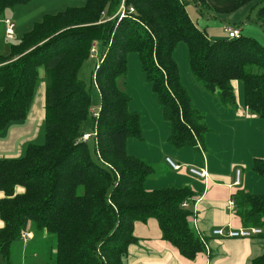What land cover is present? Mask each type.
<instances>
[{"label": "trees", "instance_id": "obj_1", "mask_svg": "<svg viewBox=\"0 0 264 264\" xmlns=\"http://www.w3.org/2000/svg\"><path fill=\"white\" fill-rule=\"evenodd\" d=\"M33 1L0 0V20L7 10ZM187 1L126 0L127 11L133 8L134 14L101 23L114 17L122 0H86L83 7L45 15L11 45L8 55L0 56V133L27 118L41 71L46 84L45 144L30 145L21 159L0 160L3 259L30 226L35 233L54 236L50 264H127L129 249L137 242L136 223L149 219L157 220L163 240L185 258L195 260L207 251L208 240L192 226L193 212L182 207L193 203V191L145 188L154 169L127 152L128 140H141L143 131L120 85L128 56L137 54L171 125V144L203 146L209 129L193 107L174 58L177 46L184 43L191 74L206 92L223 106L236 107L234 85L243 82L247 109L264 119V45L244 34L236 40L211 41L191 20ZM194 2L220 15L263 5L257 22L264 29V0ZM95 41L108 44L95 79L101 97L99 117L94 118L96 154L103 164L81 141L84 125L93 117L92 97L79 73ZM252 170L264 178V160H255ZM232 200L244 227L263 230L252 239L264 241V196L238 191ZM251 264H264V253Z\"/></svg>", "mask_w": 264, "mask_h": 264}, {"label": "crops", "instance_id": "obj_2", "mask_svg": "<svg viewBox=\"0 0 264 264\" xmlns=\"http://www.w3.org/2000/svg\"><path fill=\"white\" fill-rule=\"evenodd\" d=\"M244 9L246 8L239 11ZM16 10L21 16L26 11L23 7L9 9L0 20V56H6L10 52V48L8 46L6 48L5 45L7 38L4 20L11 19L16 22L17 19L14 17L17 14ZM43 18L44 16L35 21L32 27L27 29L28 31L22 30L18 33V25L22 22L19 24L14 22L16 25L15 39L17 33L20 41ZM233 26L243 29L244 35L247 34L248 37L257 39L264 45L263 29L240 22ZM192 77L187 78L190 83L185 86L188 88L194 109L204 116L206 126L209 129L204 138L203 146L201 144L197 148L173 146L169 141L172 131L171 125L165 119L159 102L152 99V113L148 114V120H152L153 123L159 122V127L146 130L143 126L142 116L144 115L142 114L140 117L143 138L141 140L134 139L137 142H132L133 139L128 140L127 152L130 156L142 159L149 165L164 167L169 158L180 166L178 171L173 170V173H169V181L166 182L170 187L166 189L190 188L193 191V203H189L188 209L194 214L192 226L196 227L208 240L207 251L199 254L195 260L185 258L171 243L163 240V234L157 220L149 219L145 223H136L134 236L137 242L129 249L127 264H251L255 258L264 253V241L260 238L231 239L213 235V231L217 229L228 232L244 228L241 219L235 213V209L230 206L232 196L238 191L264 196V178L252 170L255 160H264V155L258 154L259 149L250 158V161L239 156L230 160L231 162L228 161L227 164L218 157L220 155L224 158L221 147H226V151L229 153L237 154L238 148L242 149L247 140L250 139L257 143L264 140V120L247 109L243 82H236L234 85L236 107H225L220 103L217 96L203 90ZM120 85L123 86L122 83ZM39 90L40 98H37ZM45 107L46 84L44 86L41 84L36 91L27 118L22 122L10 124L6 130L0 133V160L21 159L25 156L30 145H36L34 142L41 144L45 140ZM149 135H154V145L157 146L149 144L151 143L148 142ZM206 153L209 155L206 156ZM200 155L204 157L203 160L199 158ZM96 156L100 163L99 156L97 154ZM224 165H227L228 168H225ZM238 166H243L248 172L242 174L240 185L236 186V177L240 171ZM190 167L204 172L206 177L201 178L192 175L189 171ZM235 171H237L236 174ZM157 185L158 182L148 179L145 188L149 192L162 190ZM3 197L0 192V199ZM3 227L4 224L0 219V229ZM27 230L31 233V239L26 242L14 243L9 258L3 259L0 256V264H50L52 262L54 252L52 251L48 255L46 251H36L34 242L38 234L33 232L30 226ZM43 237L50 241L52 239L53 242V238L47 234H43Z\"/></svg>", "mask_w": 264, "mask_h": 264}, {"label": "rangeland", "instance_id": "obj_3", "mask_svg": "<svg viewBox=\"0 0 264 264\" xmlns=\"http://www.w3.org/2000/svg\"><path fill=\"white\" fill-rule=\"evenodd\" d=\"M86 0H34L30 5L28 6H23L25 12L23 13V16L19 13L18 10H16V15L14 16L17 19V24L19 22H22V24L18 25V32L25 30L28 31L27 29L32 27L33 23L35 21H38L41 19V17L45 15H55L59 12H64L68 8H80L85 5ZM123 1L121 2L122 6ZM121 6L119 7L118 11L116 12L114 17L106 18L103 20L101 23L105 22H110L112 20H115V18H119L121 15H119V12L121 10ZM263 5L256 6L254 4L247 5L243 8V11H238L232 14H215L211 11H208L206 7H204L202 4L197 5L194 0H188L187 1V12L193 21L194 24H196L201 30L205 31L207 36L211 41H217V40H223L227 38L224 29L227 26H233L237 24L238 22L251 25V26H256L259 29H262L261 25L257 22V15L260 10V8ZM125 7L126 2H125ZM202 7V8H201ZM18 8V7H17ZM130 8L128 9V11ZM201 10V11H200ZM241 10V9H240ZM134 14V13H133ZM11 20V19H10ZM13 21V20H11ZM15 22V21H14ZM15 22V23H16ZM227 24V25H224ZM229 24V25H228ZM233 24V25H230ZM224 25V26H222ZM243 32V29H241ZM264 30V29H263ZM16 33V39L13 41H6V48H10L11 45H16L18 44L19 38L17 37ZM245 36H248L245 34ZM8 46V47H7ZM96 46L97 47V54L92 53V48ZM108 52V44L106 42H99L95 41L92 43L90 52H89V59L88 61L84 64L82 67L80 73H79V78L81 81H83L87 87V89L90 91L91 97H92V105H91V114L93 118H90L86 124L84 125V130H86L85 133H93L96 124L94 120V115H98L100 113L101 109V97L100 93L97 89V86L95 85V79H96V73L99 70V68L102 66L106 59V55ZM5 55V54H4ZM94 55V56H93ZM174 58L175 61L178 65L179 68V73H180V78L183 83V85H187V83H190L187 78H191L192 74L189 68V54H188V49L186 44L181 43L177 46L175 52H174ZM127 75L126 77L121 78L120 83L123 84V89L127 92L130 100H131V106H130V112L133 114H137L139 116H142V121L144 120L143 126L145 127L146 130H152L155 128L159 127V122L153 123L152 120H148V114L152 113V99H156L158 101V98L156 94L154 93V90L151 86V84L148 82L146 79V76L142 70L141 67V62L139 59V56L135 53H132L128 56L127 59ZM193 78V77H192ZM195 80V79H194ZM196 81V80H195ZM127 82V83H126ZM185 83V84H184ZM41 84L44 86L45 84V74L43 71H41L40 75V83L37 87L40 88ZM200 85V84H199ZM201 86V85H200ZM186 87V86H185ZM188 90V88H186ZM36 90V91H37ZM204 90V89H203ZM154 94V95H153ZM154 96V97H152ZM37 98H40V90L38 93ZM94 112V114H93ZM141 120V117H140ZM264 120V119H263ZM142 127V124H141ZM155 138L154 135H149L148 136V142L150 145L155 144ZM132 142H137L133 141ZM36 145H43L45 143V140L41 142V144H37L38 142H34ZM264 140L260 141V143L253 142V140H247L245 146L240 149L238 148V153H229L226 151V147H221L222 152L224 154L223 156L218 155V157L223 160L225 163L228 161L231 162L230 160L234 159L235 157L241 156L244 159H248L247 161H250V158L255 155V153L258 150V154H263L264 155ZM88 146L90 149V152L92 154L93 159L99 163V160L96 156V143L94 140L88 142ZM157 146V145H154ZM202 155V152L200 153ZM204 154V152H203ZM200 155V156H201ZM209 153H206V156H208ZM205 156V155H204ZM201 160H203V156L199 157ZM103 164V162H100ZM99 163V164H100ZM228 164V163H227ZM151 167L154 168V174L151 175L149 180H153L154 182H158L157 187L161 189H166L169 188L166 181L168 180L169 173H173V169L166 164L164 167L163 166H158V165H150ZM225 168H228L227 165H224ZM191 168V167H190ZM238 170L241 171V178L242 174H247L248 170L243 168V166H238ZM236 168V169H237ZM195 169V168H193ZM197 170V169H196ZM250 170V169H249ZM190 171V169H189ZM251 171V170H250ZM252 172V171H251ZM237 171H235V174ZM244 177V176H243ZM163 187V188H162ZM19 192H22V188H18ZM38 234L36 241L34 242V247L36 251H46L48 255L51 254V252H54L55 257V248H54V241L55 238L47 240L43 237L42 233H36ZM49 236V235H48ZM55 259V258H54ZM195 263L197 261H194Z\"/></svg>", "mask_w": 264, "mask_h": 264}, {"label": "built area", "instance_id": "obj_4", "mask_svg": "<svg viewBox=\"0 0 264 264\" xmlns=\"http://www.w3.org/2000/svg\"><path fill=\"white\" fill-rule=\"evenodd\" d=\"M122 6H121V10L119 12V15H121L119 17V19H123L125 16L127 15H131L133 14L135 11L133 8H130L129 11H127L126 7H125V2L126 0H122ZM4 24L6 26V38L8 41H13L15 40V30H16V25L14 22H12L10 19H6L4 20ZM224 32L227 36V39L229 40H236V39H240L243 36V32L241 30V28L236 27V26H227L224 29ZM92 53H96L97 54V47L94 46L92 48ZM94 56V55H93ZM98 115H94V118H98ZM96 124V123H95ZM97 125V124H96ZM97 137H98V132H97V126L95 127L93 133H84L81 137V141L83 142H90L92 140L95 141V143L97 144ZM167 164L174 170V171H178L180 169V166L178 164H176L175 162H173V160L171 159H167L166 160ZM190 173L192 175L201 177V178H205L206 174L204 172H201L199 170L190 169ZM241 171H238L237 177H236V182L235 185L239 186L240 185V180H241ZM230 206L235 209V202L232 200L230 202ZM183 208H189V203H184L182 205ZM194 229L197 231V233L199 234V231L197 230L196 227H194ZM263 233V230L257 227H244L242 229L239 230H231V231H225L222 229H217L215 231H213V235L217 236V237H221V238H231V239H252L254 237H258ZM31 233L28 230H25L24 232H22L21 236H20V241L22 242H26L29 239H31ZM207 247V246H206Z\"/></svg>", "mask_w": 264, "mask_h": 264}, {"label": "bare ground", "instance_id": "obj_5", "mask_svg": "<svg viewBox=\"0 0 264 264\" xmlns=\"http://www.w3.org/2000/svg\"><path fill=\"white\" fill-rule=\"evenodd\" d=\"M88 143V142H87Z\"/></svg>", "mask_w": 264, "mask_h": 264}]
</instances>
